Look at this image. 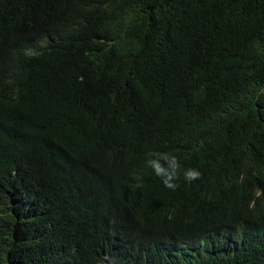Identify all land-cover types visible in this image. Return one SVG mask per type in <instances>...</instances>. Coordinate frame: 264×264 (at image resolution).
Masks as SVG:
<instances>
[{"label": "trees", "instance_id": "obj_1", "mask_svg": "<svg viewBox=\"0 0 264 264\" xmlns=\"http://www.w3.org/2000/svg\"><path fill=\"white\" fill-rule=\"evenodd\" d=\"M111 256L264 264V0H0V264Z\"/></svg>", "mask_w": 264, "mask_h": 264}, {"label": "clouds", "instance_id": "obj_2", "mask_svg": "<svg viewBox=\"0 0 264 264\" xmlns=\"http://www.w3.org/2000/svg\"><path fill=\"white\" fill-rule=\"evenodd\" d=\"M13 18H16L17 20H20L22 21L21 17L17 16V15H14V16H11ZM23 22V21H22ZM171 158H174L176 159L174 156H171ZM149 163V162H148ZM151 166H152V169L154 171V173L158 176V177H161L162 178V182L164 184V182H166L167 180L171 179L172 176H167V175H164L161 170L154 164L152 163H149ZM112 257V256H111ZM98 259V257L96 258V260ZM96 260L92 263L94 264L96 262ZM112 264H118L117 261L112 257Z\"/></svg>", "mask_w": 264, "mask_h": 264}]
</instances>
